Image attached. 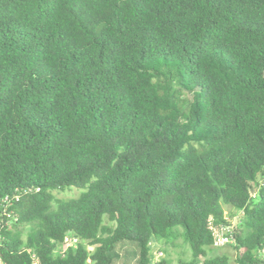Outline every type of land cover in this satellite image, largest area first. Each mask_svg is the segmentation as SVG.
Returning a JSON list of instances; mask_svg holds the SVG:
<instances>
[{"label":"trees","instance_id":"16d2710c","mask_svg":"<svg viewBox=\"0 0 264 264\" xmlns=\"http://www.w3.org/2000/svg\"><path fill=\"white\" fill-rule=\"evenodd\" d=\"M219 202L264 264V0H0L1 264H231Z\"/></svg>","mask_w":264,"mask_h":264},{"label":"rangeland","instance_id":"374dc122","mask_svg":"<svg viewBox=\"0 0 264 264\" xmlns=\"http://www.w3.org/2000/svg\"><path fill=\"white\" fill-rule=\"evenodd\" d=\"M81 191L83 189L73 187L65 191H55L54 194L58 198H69L77 196ZM218 207L224 210V214L226 215L225 219L230 225L235 226L240 220L241 213H237L232 206L219 202ZM178 230L181 231L182 229L179 227ZM149 246L153 261L166 259L171 264H179L180 260H188L190 258V250L181 234L176 238L170 236L160 242H151ZM137 248V245L132 242L117 243L112 254V264H136ZM221 253L228 255L230 263L234 264L235 250L233 249L232 243H227L219 247H211L207 251V257H213Z\"/></svg>","mask_w":264,"mask_h":264},{"label":"built area","instance_id":"2783aa9c","mask_svg":"<svg viewBox=\"0 0 264 264\" xmlns=\"http://www.w3.org/2000/svg\"><path fill=\"white\" fill-rule=\"evenodd\" d=\"M232 225H219V226H211L212 229V233H213V246L214 247H219L222 245H225L227 243H232L234 242V239L232 237ZM75 237H69V239L67 240L66 245H70L73 244L75 242ZM1 264V261H0ZM33 264H36L35 262H33Z\"/></svg>","mask_w":264,"mask_h":264},{"label":"water","instance_id":"95a60500","mask_svg":"<svg viewBox=\"0 0 264 264\" xmlns=\"http://www.w3.org/2000/svg\"><path fill=\"white\" fill-rule=\"evenodd\" d=\"M88 248H89V249H92V246H89Z\"/></svg>","mask_w":264,"mask_h":264}]
</instances>
